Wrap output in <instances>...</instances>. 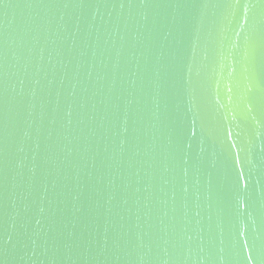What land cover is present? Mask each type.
<instances>
[{"label": "water", "instance_id": "obj_1", "mask_svg": "<svg viewBox=\"0 0 264 264\" xmlns=\"http://www.w3.org/2000/svg\"><path fill=\"white\" fill-rule=\"evenodd\" d=\"M0 264H264V0H0Z\"/></svg>", "mask_w": 264, "mask_h": 264}]
</instances>
